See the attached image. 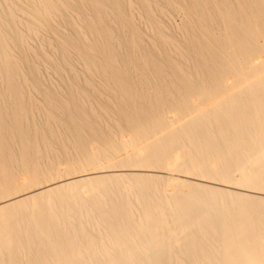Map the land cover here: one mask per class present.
Masks as SVG:
<instances>
[{
    "label": "bare ground",
    "instance_id": "obj_1",
    "mask_svg": "<svg viewBox=\"0 0 264 264\" xmlns=\"http://www.w3.org/2000/svg\"><path fill=\"white\" fill-rule=\"evenodd\" d=\"M0 264H264V0H0Z\"/></svg>",
    "mask_w": 264,
    "mask_h": 264
},
{
    "label": "rangeland",
    "instance_id": "obj_2",
    "mask_svg": "<svg viewBox=\"0 0 264 264\" xmlns=\"http://www.w3.org/2000/svg\"><path fill=\"white\" fill-rule=\"evenodd\" d=\"M169 18H171V16H170ZM169 18H168V20H167L168 22L170 21V24H169V25H171V24L173 25V24H175L176 22L178 23V21H179V17H178V16L176 17V15H175V16L172 15V18H173V19L171 18L172 20L175 21V23H172L173 21L170 20ZM44 79H45V78H44ZM52 79L54 80V78H52ZM42 80H43V79H42ZM45 80H49V78H48V79H45ZM50 80H51V79H50ZM55 80H58V79H55ZM80 84H82V82L79 83V85H80ZM60 85H61V84H60ZM60 85H59V86H60ZM60 87L63 88V86H60ZM83 87H84V85H83ZM58 90H59V89H58ZM88 91H90V90H88ZM60 93L63 94V91L60 92ZM100 93H103V91L100 90ZM93 95H94V94H93ZM95 95H96V93H95ZM97 96H98V95H97ZM97 96H96V99H93V100H96V101H97V99L100 98L99 101H97V102H99V103H101V104H105V103H106V101H105L106 99L103 98V97H105V96L102 97V95H100L99 98H98ZM106 97H107V96H106ZM104 99H105V100H104ZM101 100H102L103 102H102ZM97 102H96V103H97ZM93 105H94V104H92L91 107H92V108L94 107V110H97V113H98L99 110H98V108L96 109L97 104L94 105V106H93ZM95 106H96V107H95ZM107 106H108V105H107ZM86 108H87V107H86ZM108 108H109V111H110V113H111V112H112L111 106H108ZM100 111H101V110H100ZM94 112H95V111H94ZM110 113H109V114H110ZM99 114H100V112H99ZM113 114H114V112H113ZM111 115H112V114H111ZM104 116H105V115H104ZM104 116L102 115L101 118L104 117ZM114 116H115V115H114ZM109 117H111V116H109ZM101 118L99 119V122H100V123L98 122V124L101 125V122H102V125H103V123H104V125H105V122L108 120L107 117H106V116L104 117V118H106V119H104V118L101 119ZM105 120H106V121H105ZM103 121H105V122H103ZM106 123L108 124V126L111 125V124H112V123H111V119L109 120V122H106ZM110 123H111V124H110ZM107 124H106V125H107ZM102 125H101V126H102ZM106 125H105V126H106ZM101 126H100V129H103V130H101V131H102V132L105 131L107 127L104 128V126H103V128H102ZM112 126H113V125H112ZM112 126H111V127L109 126L110 128H107V129H108V130L110 129V130L112 131V128H113ZM122 127H123V125H122ZM108 130H106V131H108ZM110 130L108 131V133H107L106 131H105V133L103 132L104 135H105V134L108 135L109 132H110ZM124 130H125V129L122 128V132H121V133H123V134L118 135V134H119L118 131H117V135H116V133H115V134L113 133V134L116 136L117 139H124V136H126V134H127V133H126V130H125V132H124ZM106 135H105L106 138L104 137V139H107V136H106ZM114 135H113V136H114ZM121 135H122L123 137H122ZM102 136H103V135H102ZM108 136L111 137L110 134H109ZM115 136H114V138H115ZM120 136H121V137H120ZM112 138H113V137H111L110 139H112ZM99 139H103V137H101V138H99ZM108 139H109V138H108ZM121 155H122V154H117V155H115V156L118 157V156H121ZM60 178H61V177H60ZM55 180H56V179H55Z\"/></svg>",
    "mask_w": 264,
    "mask_h": 264
}]
</instances>
